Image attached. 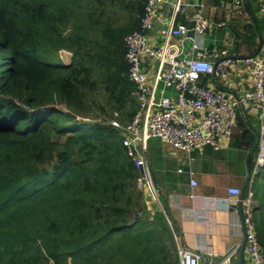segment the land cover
<instances>
[{
	"label": "trees",
	"instance_id": "16d2710c",
	"mask_svg": "<svg viewBox=\"0 0 264 264\" xmlns=\"http://www.w3.org/2000/svg\"><path fill=\"white\" fill-rule=\"evenodd\" d=\"M146 1L0 0V264H180L109 122L137 110L123 38ZM60 49L70 64L50 62ZM236 120L250 150L256 137ZM250 188L264 249V165Z\"/></svg>",
	"mask_w": 264,
	"mask_h": 264
},
{
	"label": "built area",
	"instance_id": "2783aa9c",
	"mask_svg": "<svg viewBox=\"0 0 264 264\" xmlns=\"http://www.w3.org/2000/svg\"><path fill=\"white\" fill-rule=\"evenodd\" d=\"M240 3V0H231ZM258 2V9L264 16V0ZM165 0H147L141 13L140 29L128 32L124 38L125 59L128 65V79L135 85L137 110L131 120L121 126L117 120L110 124L123 131V144L127 153L133 156L136 167L141 169L137 177V187L148 190L158 200L150 165L145 154L151 138L170 143L173 147L190 151L203 144L214 149L223 139H228L236 124L237 110L240 105L250 103L256 110L258 119V144L253 174L264 163V34L262 51L256 55L230 54L223 48L207 49L201 46L200 36H204L212 26H221L203 15L204 1L196 2L190 26L175 24L176 14L181 12L183 0H174L173 13L168 26L163 30L165 42L154 45L149 42L148 33L159 17V4ZM182 35L190 39L188 57L177 59L170 39ZM153 66V67H152ZM237 66L247 67L252 75L251 88L234 95L230 86L217 88L220 79L230 75ZM152 72V73H151ZM152 74V76L149 75ZM207 76L208 84L201 77ZM164 88H174L176 96L161 94L157 97L158 83ZM234 204L241 206L242 221L245 227V251L251 264H264V249L259 244L253 225L252 193L249 191L241 198V189L228 188ZM176 251L180 264H200L201 254L179 245L175 234ZM237 245L223 256L217 264H239L232 261Z\"/></svg>",
	"mask_w": 264,
	"mask_h": 264
},
{
	"label": "crops",
	"instance_id": "0c3cea01",
	"mask_svg": "<svg viewBox=\"0 0 264 264\" xmlns=\"http://www.w3.org/2000/svg\"><path fill=\"white\" fill-rule=\"evenodd\" d=\"M202 1L205 3L203 15L210 21L221 24L219 27L212 26L204 36H200L202 47L207 49L225 47L230 54L242 56L256 55L262 51L264 16L258 9V2ZM173 2L174 0H165L159 4V17L148 33L151 44L158 46L165 42L163 30L167 28L168 20L172 16ZM196 2H193V8L184 2L181 12L176 14L175 24L191 25ZM170 43L177 59L189 56L190 39L175 35L170 39ZM237 67L229 76L218 80L215 87L230 86L229 90L234 95H242L244 90L251 88L253 79L249 69ZM206 84L212 86L207 81ZM156 93L157 97L161 94L176 96V90L164 88L162 82L158 83ZM238 114L244 118L254 133L258 125L255 108L250 103H245L239 106L237 116ZM243 130L236 121L230 137L223 139L217 149L203 144L186 151L157 138H151L146 146L147 161L172 235H176L180 246L201 254L200 264L219 263L223 256L237 245L239 247L233 254L232 261L240 264L242 260L243 264H251L245 249L242 256L239 254L245 236L239 215L241 206L234 204L228 194V188L241 189L247 175L248 147L235 142L236 136ZM248 189L252 193L254 210L257 204L249 184L246 192ZM143 192L146 197L153 199L148 190L143 189ZM246 192L244 191L243 198L248 195ZM146 205L153 214L152 204L148 200Z\"/></svg>",
	"mask_w": 264,
	"mask_h": 264
},
{
	"label": "water",
	"instance_id": "95a60500",
	"mask_svg": "<svg viewBox=\"0 0 264 264\" xmlns=\"http://www.w3.org/2000/svg\"><path fill=\"white\" fill-rule=\"evenodd\" d=\"M184 2L186 1V4H188V5H190V7H192L193 8V2H196V1H193V0H191V1H187V0H183ZM58 55H59V58H60V60H61V62L64 64V65H68V64H70L71 63V60H72V53L70 52V51H68V50H66V49H60L59 51H58ZM254 133H255V135H256V140H255V142H254V144H253V146H252V148L249 150V152L247 153V155H246V159H247V163H248V160H249V158L251 157V155L254 153V151H255V149H256V146H257V132L256 131H254ZM139 171L141 172V169H139ZM250 171H249V164L247 165V175H246V179H245V181H244V183H243V185H242V188H241V194H240V197H242L243 196V193H244V191H245V189H246V187H247V185H248V183H249V180H250ZM239 215H240V217H241V220H242V212H241V209H239ZM242 224H243V221H242ZM243 227H244V225H243ZM244 235H245V227H244ZM245 244H246V239H245V236H244V238H243V241H242V243H241V245H240V249H239V254H240V256H242V253H243V251H244V249H245ZM240 264H243V262H242V260H240Z\"/></svg>",
	"mask_w": 264,
	"mask_h": 264
},
{
	"label": "rangeland",
	"instance_id": "374dc122",
	"mask_svg": "<svg viewBox=\"0 0 264 264\" xmlns=\"http://www.w3.org/2000/svg\"><path fill=\"white\" fill-rule=\"evenodd\" d=\"M50 62L51 63H55V64H59L60 62H61V60H60V58H59V55H58V51H57V53L56 54H54L52 57H51V60H50ZM161 85V84H160ZM227 88V87H226ZM99 99L101 100V101H103L102 99H103V95L102 94H100V96H99ZM63 107V106H62ZM132 118V117H131ZM111 120H117L118 122H119V124L121 125V126H124V125H126L128 122H126V123H122L121 122V120H120V115H119V113L117 112V111H114L113 112V116L109 119V122L111 121ZM121 130V129H120ZM123 137H124V133H123ZM123 140V139H122ZM150 140V139H149ZM154 199V200H153ZM153 199L151 198V197H146V199H145V201L146 200H148V202H150V204H152L151 205V208H152V210L155 212V210H163L164 211V209H163V207H162V205H161V203H160V197H159V194H158V200H156V198L153 196ZM146 203V202H145ZM147 206V205H146ZM254 208V207H253ZM151 210V209H150ZM150 212V211H149ZM252 212H254V210L252 211ZM151 214V213H150ZM151 215H153V214H151ZM167 219V218H166ZM173 236V238H174V243H175V248H176V240H175V237H174V235H172ZM176 236V235H175Z\"/></svg>",
	"mask_w": 264,
	"mask_h": 264
},
{
	"label": "clouds",
	"instance_id": "9594fccd",
	"mask_svg": "<svg viewBox=\"0 0 264 264\" xmlns=\"http://www.w3.org/2000/svg\"><path fill=\"white\" fill-rule=\"evenodd\" d=\"M237 116V115H236ZM237 121V120H236ZM256 130V132H257V138H258V125H257V128H255ZM257 144H258V139H257ZM256 151H257V146H256V149H255V151H254V153L252 154L253 155V165H252V168H251V170H250V168H249V171H250V180H249V185H251V182H252V180H253V177H254V175L255 174H257L258 172H259V170H260V168H262L263 167V165H264V163H263V165L258 169V171L255 173V174H253V169H254V163H255V156H256ZM251 155V156H252ZM248 191H249V189L247 190V192L246 193H248ZM245 193V194H246ZM244 194V195H245ZM241 198H243V196L241 197Z\"/></svg>",
	"mask_w": 264,
	"mask_h": 264
}]
</instances>
